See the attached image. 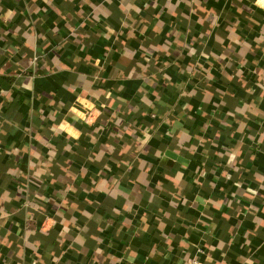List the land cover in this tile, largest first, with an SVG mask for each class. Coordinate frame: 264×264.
I'll use <instances>...</instances> for the list:
<instances>
[{"label": "crops", "instance_id": "obj_1", "mask_svg": "<svg viewBox=\"0 0 264 264\" xmlns=\"http://www.w3.org/2000/svg\"><path fill=\"white\" fill-rule=\"evenodd\" d=\"M192 259L264 264V7L0 0V264Z\"/></svg>", "mask_w": 264, "mask_h": 264}, {"label": "clouds", "instance_id": "obj_2", "mask_svg": "<svg viewBox=\"0 0 264 264\" xmlns=\"http://www.w3.org/2000/svg\"><path fill=\"white\" fill-rule=\"evenodd\" d=\"M256 2H257V4H258L259 6L264 7V0H256ZM85 107H87V108H91L92 105L89 104V103H85ZM71 111H72L73 113H75V116L73 117V119L82 118V116L84 117V114L81 113V112H79V111H77L76 108H72ZM93 119H94V117H93ZM87 122H88L89 124L92 123V119H89ZM59 128H60V129L67 130V131L69 132V134H70L71 136H73V137H76V136H78V134H79L77 131L73 130V128L70 127V125H69L67 122H62V123L59 125Z\"/></svg>", "mask_w": 264, "mask_h": 264}, {"label": "built area", "instance_id": "obj_3", "mask_svg": "<svg viewBox=\"0 0 264 264\" xmlns=\"http://www.w3.org/2000/svg\"><path fill=\"white\" fill-rule=\"evenodd\" d=\"M90 115L91 114H89V116ZM189 264H207V263H205V262H203L201 260H198V259H192Z\"/></svg>", "mask_w": 264, "mask_h": 264}]
</instances>
